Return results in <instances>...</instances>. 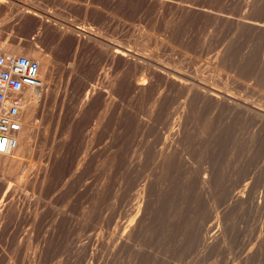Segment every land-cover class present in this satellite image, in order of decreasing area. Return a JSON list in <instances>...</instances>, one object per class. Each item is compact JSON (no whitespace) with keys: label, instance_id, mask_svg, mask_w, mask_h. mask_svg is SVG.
<instances>
[{"label":"rangeland","instance_id":"obj_1","mask_svg":"<svg viewBox=\"0 0 264 264\" xmlns=\"http://www.w3.org/2000/svg\"><path fill=\"white\" fill-rule=\"evenodd\" d=\"M5 1L16 6L10 17ZM170 1L162 10L147 0H0V42H35L51 60L49 101L21 161L25 183L0 173V264H264V120L244 112L264 111V30L245 25L264 24V0ZM189 5L208 14L187 15ZM22 8L155 53L244 106L220 109L143 71L118 70L100 51L62 45L35 19L20 22ZM118 77L115 106L92 103L88 91ZM133 78L152 87L140 95Z\"/></svg>","mask_w":264,"mask_h":264},{"label":"bare ground","instance_id":"obj_2","mask_svg":"<svg viewBox=\"0 0 264 264\" xmlns=\"http://www.w3.org/2000/svg\"><path fill=\"white\" fill-rule=\"evenodd\" d=\"M147 1L152 3L155 7L159 8V9H162V10L169 9V8H171L173 6V2H171L170 0H147ZM3 3L5 4L4 5L5 8L4 9L2 8L3 9L2 11H3V14L5 15V17L12 16L14 14V9H16V6H14L13 4H8L7 1H5ZM1 5H3V4L1 3L0 7H1ZM0 11H1V8H0ZM182 11H184L185 14H187V15H190L189 13H192V12H201V11H204L205 13L208 14V11L201 10V9L198 10V9H196V7L194 8V7L190 6V5L188 7L187 6L182 7ZM17 15H18V19H19L20 22H25V21L27 22V21H30V19L31 20L35 19L36 20V22H35L36 25H38V27H40L42 30H44L46 32L48 31V32L55 33L58 41L60 43H62V45H63V43L68 42V43H70L71 47L73 49H75V50H79L82 47V49L83 48H89V49H92L93 51H97V52L100 51L102 60H104V62H107V63L110 62L112 65H115L114 67H116L118 70H119L120 67H122V68H126V69H123V70H127V69H128L127 71L131 70L132 72H134V74L138 73L139 71H140V73H141V71H143V72L147 73V76H150V78H152V79H161L166 84H168L170 87L176 89L178 92H182V94L186 93V95H187V93H188V95L192 94V95H194V97L195 96L196 97L199 96L204 102L208 101V102H210V104L212 103L214 106H217L218 108L220 107V109H221V106H223L224 104H229L230 106L231 105H234V106L236 105V106H239V107L244 106V103L238 101L237 99H235L234 97L228 95L225 92L214 90V89H212V88H210V87H208V86H206V85H204L202 83L193 82L192 77H190L187 72H181V71H178L176 69L174 70L173 68H169V66L166 67L163 64H160L159 62H157V60L154 57L155 53L152 54V55L144 56V54L143 55L138 54L135 51H131V50L123 47L122 45H116V44H113V43H110V42H109L110 44H108V43L106 44V43H104L102 41V39L101 40L94 39L91 36H88L90 33L82 31V29H77L76 26H74V25H72L70 23H67L66 21H65L66 23H62L63 21H61V23H60V22L54 20L51 16H46L45 15L43 17V15H40L39 13L35 12L34 9L31 10L30 8L29 9H27V8L23 9L22 8L17 13ZM245 25L248 26V27H253V28L258 29V30H264V24H261L259 22L249 21V22H245ZM18 40H19V45H17V47L12 45V44H10L11 43L10 41L5 42V43L0 42V47L1 48L2 47L5 48L8 52H11V53L25 54V55H27L29 57H35V58L39 59L40 64H41V77H42V80H43V83H44V86L42 88L37 89V90L29 91V94H28L29 100H28V102L26 103V105L22 109V112H23V115H24L23 128H22V130L19 132V134L17 136L18 146L16 147L15 151L12 154H9V155L0 154V173L10 174V175L14 176L16 184L17 185H22V184L25 183V179L26 178H25V176H23V177L20 176L22 174V172H23L21 161H22V158L25 156V154L30 153V151L32 150V144L30 143V138L32 136L34 137L33 134L35 133L34 132V128L36 126L35 125L36 123H34V118H35V115L37 113H39V111H41L44 108V105L47 103V101H49V97L47 96L48 88H49V86H48L49 82L47 83V81H50L49 80L50 76L48 77L49 79L47 80V73H49V69H50V66H51L49 64H50L51 60H50V56H48L44 52H42V50L38 47V45L35 42H32V41L31 42H25V41L20 40V39H18ZM23 42H25V43L23 44ZM15 44H18V43H15ZM109 54H112V56H113L112 59L110 58ZM73 62H74V60H73ZM107 63H106V65H107ZM75 67H76V65H75ZM71 69H72V67H71ZM64 71H65V69H64ZM73 71H74V69H73ZM131 71H129V72H131ZM76 72H77V70H76ZM134 74H132V75H134ZM134 77H135V75H134ZM120 78H121V76H120ZM120 78L118 77V79H115V81L112 80V82H110L108 87H106L105 89H98L97 90L95 87L91 88L88 91V94H89L90 99H92L91 100L92 103L96 102V101L97 102L100 101V102L104 103V106H107V107L113 106L114 107L115 106L114 105L115 104L114 100L109 101L111 96H112V94L114 92H116L117 90H119V89H120V91H122L121 90L122 86H125L124 84L123 85L121 84L123 82L124 78L122 77L121 80H120ZM135 79H137V78H135ZM152 79H151V81H152ZM134 80H131L132 82L130 81L128 84L130 85V87L132 88L133 91L134 90H135V92L137 91L138 94L140 93V95L146 93L152 87V85H151L152 83H150V84H142L141 81H137V80L134 81ZM129 85H127V86H129ZM120 86H121V88H120ZM118 92H116V93H118ZM200 98H198V99H200ZM189 99H191V98H189ZM159 102H160V100H159ZM241 103L243 105H241ZM113 107H111V108H113ZM224 107H226V106L224 105ZM224 107H222V108H224ZM229 107H227V108H229ZM244 107L246 109V111L243 110L244 112L248 111V112H250V114H251V112L252 113L254 112V114H256L257 116L261 117V119H262L261 122H263V120H264V111L255 110L254 108L250 107V105H247V104ZM233 108H230V109L235 111V109H233ZM108 109L109 108H107V110ZM107 115H106V117H107ZM102 119H103V117H102ZM102 122H103V120H102ZM100 124H101V121H100ZM103 127H104V124H103ZM97 131L95 130V132H97ZM102 142H104V141H102ZM99 144H101V143H99ZM107 148H108L107 145H103L99 149V152H100V154L102 156H103V154H106V152H107L106 149ZM85 150H86V148H85ZM90 151H93V150H90ZM90 151H88L89 154H87L88 155L87 158H85V159L82 158L83 159L82 163H80V166L77 168V171H76L75 175H76V177L80 178V179L77 180V182L78 181L81 182L80 181L81 179H83V180L85 179V178H82L83 177V171H84L83 169H84V167L86 166V168H87L88 165H92L91 163H92L93 159H95V157H97V156L99 157V155H100V154L97 155V153H99L98 150H97L96 153L95 152L94 153L93 152L90 153ZM59 152H58V154H59ZM171 155H172V153H171ZM58 156L56 155V157H58ZM105 157H108V156L105 155ZM49 158H50L49 161H51L52 160L51 157H49ZM56 159H54V160H56ZM86 170L88 172V169H85V171ZM28 182H29V180H28ZM26 186H25V188H26ZM86 187H89L88 182L86 184ZM12 196H14V195H12ZM13 204H14L13 201H11L10 202V206L13 207ZM1 215H2V212H0V216ZM35 220H37V219L35 218ZM128 227H129V225H128ZM5 229H6L5 225L1 224L0 225V239H2L1 236H2L3 232L5 231ZM42 237H43V235H42ZM48 237L50 238L51 236H48ZM25 238L28 239V240L33 239L32 236H25ZM47 239L48 238H46V240ZM51 239H53V237ZM50 240H48V241H50Z\"/></svg>","mask_w":264,"mask_h":264},{"label":"built area","instance_id":"obj_3","mask_svg":"<svg viewBox=\"0 0 264 264\" xmlns=\"http://www.w3.org/2000/svg\"><path fill=\"white\" fill-rule=\"evenodd\" d=\"M43 86L39 59L0 47V154L15 151L29 91Z\"/></svg>","mask_w":264,"mask_h":264}]
</instances>
